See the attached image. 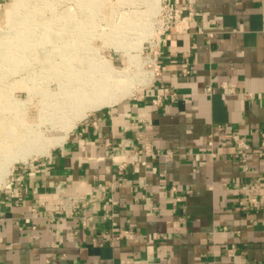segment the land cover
<instances>
[{
    "label": "crops",
    "instance_id": "obj_1",
    "mask_svg": "<svg viewBox=\"0 0 264 264\" xmlns=\"http://www.w3.org/2000/svg\"><path fill=\"white\" fill-rule=\"evenodd\" d=\"M173 1L193 19L151 83L12 167L0 264H264V0ZM249 182L257 209L239 205Z\"/></svg>",
    "mask_w": 264,
    "mask_h": 264
},
{
    "label": "rangeland",
    "instance_id": "obj_2",
    "mask_svg": "<svg viewBox=\"0 0 264 264\" xmlns=\"http://www.w3.org/2000/svg\"><path fill=\"white\" fill-rule=\"evenodd\" d=\"M15 2L0 0V137L12 130L24 134L29 124H39L53 135V129L67 128L79 111L59 105L61 84L68 82L64 74H85L90 66L100 65L97 59L105 60L98 67L106 81L114 69L128 74L119 79V84L131 89L126 97L136 96L151 81L152 75L144 73L147 67L141 49L153 30L159 2L18 0L19 7L14 9ZM92 55L97 59H85ZM53 147L25 162H14L11 168L46 155Z\"/></svg>",
    "mask_w": 264,
    "mask_h": 264
},
{
    "label": "bare ground",
    "instance_id": "obj_3",
    "mask_svg": "<svg viewBox=\"0 0 264 264\" xmlns=\"http://www.w3.org/2000/svg\"><path fill=\"white\" fill-rule=\"evenodd\" d=\"M151 1H154L156 4L159 2V0ZM18 7L19 2L16 0L14 9ZM14 15L15 10L12 11V16L13 18H17ZM67 53L69 54L70 52L67 51ZM104 61L103 59H97V64L100 62V65H97L95 68L90 66L85 74H64V76L67 75L68 82L61 84L58 94L59 105H63L62 108L68 109L76 107L79 111L77 115L71 117L72 119L67 128H64L62 131L53 129L54 134L56 133L53 135L51 131L41 130L39 124H29L24 134H19L12 130L6 136L0 137V144L3 143L5 146L4 148L0 147V180H4L11 172L12 163L16 161L25 162L33 154H42L53 146L61 145L68 131L75 125L76 120L84 117L87 112L104 106H110L131 93L129 85L119 84V79L124 80L128 77L125 71L114 69L112 78L106 81V78L98 67H103ZM11 100L14 102L13 99ZM51 137L53 139H50Z\"/></svg>",
    "mask_w": 264,
    "mask_h": 264
},
{
    "label": "built area",
    "instance_id": "obj_4",
    "mask_svg": "<svg viewBox=\"0 0 264 264\" xmlns=\"http://www.w3.org/2000/svg\"><path fill=\"white\" fill-rule=\"evenodd\" d=\"M156 13V14H155ZM153 15V30L145 37L142 45L143 58L146 59L144 67H147V72L144 73L147 75H152V79L155 75L158 74L160 69V64L158 62L159 51L162 46V41L166 36L173 34L184 33L189 29L191 21L193 19V14L191 12V7L179 6L173 0H159L158 9ZM264 23V15H263ZM264 28V24H263ZM184 73H189V69L184 67ZM151 79V80H152ZM151 81L145 86L149 85ZM143 86V87H145ZM230 92H234V88L230 89ZM168 94L167 90L164 94L166 97ZM161 100V96L158 95L153 101L155 104H158ZM263 137L262 147L260 149V154L264 155V132L261 133ZM143 143L139 154L148 157L151 155V149L149 144L145 143L142 138L139 139ZM235 143L238 147L243 149V152L249 147L245 139H236ZM137 152L133 156V161H138ZM142 163H146V159L142 160ZM23 164V163H22ZM125 164H121L120 168H124ZM9 175V174H8ZM7 175V176H8ZM7 178V177H6ZM6 178L0 180V193L7 188ZM245 195L239 201V205L243 209L254 208L257 209L260 207L261 201L258 196L259 184L258 182H249L245 185ZM5 264H19V263H5ZM120 264H134L131 259H123L120 261Z\"/></svg>",
    "mask_w": 264,
    "mask_h": 264
}]
</instances>
